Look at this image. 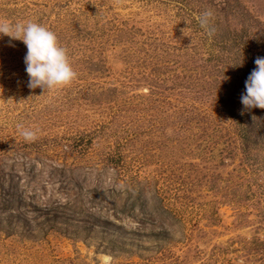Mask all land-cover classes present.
Segmentation results:
<instances>
[{
    "label": "rangeland",
    "instance_id": "rangeland-1",
    "mask_svg": "<svg viewBox=\"0 0 264 264\" xmlns=\"http://www.w3.org/2000/svg\"><path fill=\"white\" fill-rule=\"evenodd\" d=\"M0 19L53 31L77 73L30 89L0 36V264H264V109L240 114L264 0H0Z\"/></svg>",
    "mask_w": 264,
    "mask_h": 264
},
{
    "label": "clouds",
    "instance_id": "clouds-1",
    "mask_svg": "<svg viewBox=\"0 0 264 264\" xmlns=\"http://www.w3.org/2000/svg\"><path fill=\"white\" fill-rule=\"evenodd\" d=\"M212 17L213 11L210 9L198 17L201 28L209 37L215 33ZM0 36L21 41L26 46L24 63L30 89L52 91L70 85L77 78L67 49L59 44L57 35L47 27L33 21L13 23L0 19ZM254 63L255 68L245 81V92L240 96L243 105L241 115L253 108L264 109V57H256ZM16 127L25 141L34 142L37 139V131L22 124Z\"/></svg>",
    "mask_w": 264,
    "mask_h": 264
}]
</instances>
